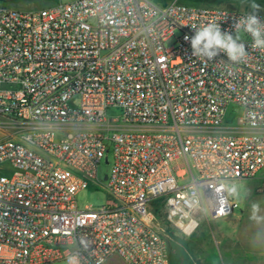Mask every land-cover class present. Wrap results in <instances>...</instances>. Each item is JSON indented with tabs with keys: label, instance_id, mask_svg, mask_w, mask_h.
Listing matches in <instances>:
<instances>
[{
	"label": "built area",
	"instance_id": "built-area-1",
	"mask_svg": "<svg viewBox=\"0 0 264 264\" xmlns=\"http://www.w3.org/2000/svg\"><path fill=\"white\" fill-rule=\"evenodd\" d=\"M248 13L151 0L0 6V117L13 130L0 140V264H170L153 203L185 236L200 215L232 214L227 182L264 170V51L241 32L242 62L207 60L184 38L207 23L235 36ZM231 104L241 131L227 126ZM108 152L110 199L80 209Z\"/></svg>",
	"mask_w": 264,
	"mask_h": 264
},
{
	"label": "rangeland",
	"instance_id": "rangeland-1",
	"mask_svg": "<svg viewBox=\"0 0 264 264\" xmlns=\"http://www.w3.org/2000/svg\"><path fill=\"white\" fill-rule=\"evenodd\" d=\"M69 0H0V6L22 11L37 10L51 7L60 2ZM157 5H165L173 1L179 4L191 6L202 5L224 8L232 11L250 12V5L254 2L260 6L257 12L264 16V0H151ZM172 40L166 43L170 46ZM107 117H118L120 111L111 108L107 111ZM243 116L241 107L231 104L226 110L225 119L227 126L234 131H241L238 118ZM10 130L7 121L0 117V140ZM215 132L216 130H207ZM97 167V178L86 179V187L76 195L80 209L90 206L93 208L104 205L110 199L105 188L104 176L108 175L111 168V152L106 153ZM196 179L200 180L195 171ZM179 185L182 182H178ZM236 184L238 198H231L237 203L232 214L220 220H212L205 215H200L198 226L190 236L181 233L170 222L162 204L157 201L151 209L155 213L156 224L166 238L170 256V264H264V170L258 172L255 178L250 180H236L227 182V187ZM257 202L260 211L254 212L251 205ZM227 230L226 233L217 231ZM51 264H65L57 262Z\"/></svg>",
	"mask_w": 264,
	"mask_h": 264
},
{
	"label": "clouds",
	"instance_id": "clouds-1",
	"mask_svg": "<svg viewBox=\"0 0 264 264\" xmlns=\"http://www.w3.org/2000/svg\"><path fill=\"white\" fill-rule=\"evenodd\" d=\"M250 7L252 11L238 18L234 24L235 36L227 31H222L219 23L193 25L194 35L184 38L190 43L192 55L213 60L220 53H224L230 62L240 63L248 55L245 43L239 35L241 32L247 33L252 38L251 48L264 51V20H261L257 15L260 6L253 2ZM226 190L229 196L238 198L239 193L236 184ZM251 209L254 212H259V203L254 202ZM67 264H76L75 258L68 257Z\"/></svg>",
	"mask_w": 264,
	"mask_h": 264
},
{
	"label": "crops",
	"instance_id": "crops-1",
	"mask_svg": "<svg viewBox=\"0 0 264 264\" xmlns=\"http://www.w3.org/2000/svg\"><path fill=\"white\" fill-rule=\"evenodd\" d=\"M217 231L221 234V233H226V232H228L227 230H225V231H220L219 229H217Z\"/></svg>",
	"mask_w": 264,
	"mask_h": 264
},
{
	"label": "bare ground",
	"instance_id": "bare-ground-1",
	"mask_svg": "<svg viewBox=\"0 0 264 264\" xmlns=\"http://www.w3.org/2000/svg\"><path fill=\"white\" fill-rule=\"evenodd\" d=\"M180 174H182V172H180ZM179 225L182 226V223L180 222Z\"/></svg>",
	"mask_w": 264,
	"mask_h": 264
},
{
	"label": "water",
	"instance_id": "water-1",
	"mask_svg": "<svg viewBox=\"0 0 264 264\" xmlns=\"http://www.w3.org/2000/svg\"><path fill=\"white\" fill-rule=\"evenodd\" d=\"M104 179H106V177H104Z\"/></svg>",
	"mask_w": 264,
	"mask_h": 264
},
{
	"label": "trees",
	"instance_id": "trees-1",
	"mask_svg": "<svg viewBox=\"0 0 264 264\" xmlns=\"http://www.w3.org/2000/svg\"><path fill=\"white\" fill-rule=\"evenodd\" d=\"M3 1H5V0H3Z\"/></svg>",
	"mask_w": 264,
	"mask_h": 264
}]
</instances>
